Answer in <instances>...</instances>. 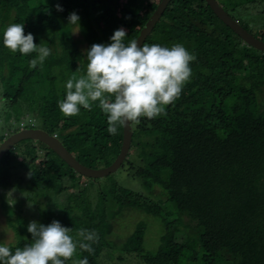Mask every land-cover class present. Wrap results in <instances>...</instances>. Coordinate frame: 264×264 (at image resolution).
<instances>
[{
  "label": "trees",
  "instance_id": "obj_1",
  "mask_svg": "<svg viewBox=\"0 0 264 264\" xmlns=\"http://www.w3.org/2000/svg\"><path fill=\"white\" fill-rule=\"evenodd\" d=\"M160 1L0 0V101L9 104L8 127L0 134V144L20 129L35 127L56 135L84 165H110L120 152L123 127L118 135H110L98 102L90 111L81 108L78 116L65 117L58 101L66 98L68 79L86 74V50L91 45L111 43L120 27L127 32L126 44L136 40ZM57 4L63 11H57ZM73 11L80 17L83 38L75 37V26L68 24ZM13 23L24 24L25 35L32 33L36 44L51 50L42 66L29 67L37 53L13 54L4 46L3 33ZM256 36L264 40V34ZM144 44H181L197 57L190 65V82L167 106V115L132 124V145L122 165L149 193L159 188L165 199L115 181L89 193V182L82 178H98L77 173L52 149L32 139L16 144L25 146L22 152L15 154L14 147L1 158L0 187L9 186L17 164L28 163L31 179L39 185L70 177V189L76 182L78 188L67 209L74 200L81 209L74 216L80 229L89 224L99 237L112 232L113 220L125 209L162 218L165 230L153 253L145 249L142 223L125 246L143 264H264V52L247 45L205 0H171ZM19 103L26 110H16ZM12 109L17 128L10 124ZM21 157L27 162L19 161ZM57 186L60 193L63 184ZM168 202L178 209V217L170 216ZM102 221L104 229L99 230ZM28 224L22 230L26 237L8 245L13 253L33 243ZM183 228L194 229L196 235L182 234ZM189 235L194 238L191 243L186 240ZM98 244L92 245L96 252L82 257L88 264H102Z\"/></svg>",
  "mask_w": 264,
  "mask_h": 264
},
{
  "label": "clouds",
  "instance_id": "obj_2",
  "mask_svg": "<svg viewBox=\"0 0 264 264\" xmlns=\"http://www.w3.org/2000/svg\"><path fill=\"white\" fill-rule=\"evenodd\" d=\"M57 11L63 8L57 4ZM130 18V17H127ZM68 24L79 27L80 17L73 11ZM127 32L123 27L114 31L109 44H93L86 50V74L73 75L66 83V98L58 101L65 117H76L81 108L91 110L98 102L107 116V132L118 135L121 127L140 125L141 118L149 121L166 116V108L180 98L183 88L192 77L191 63L197 57L183 45L164 47L159 44H138V40L125 43ZM3 44L13 54L23 56L37 53L29 67L42 66L51 50L34 42L32 33L25 35L24 24L13 23L3 33ZM15 188L6 194L10 207L16 203ZM27 231L33 243L13 251L0 245V264H65L77 251L94 253L93 244L99 236L94 230L80 229L79 240L69 235L71 229L58 220L44 225L29 222ZM73 264H88L85 257Z\"/></svg>",
  "mask_w": 264,
  "mask_h": 264
},
{
  "label": "rangeland",
  "instance_id": "obj_3",
  "mask_svg": "<svg viewBox=\"0 0 264 264\" xmlns=\"http://www.w3.org/2000/svg\"><path fill=\"white\" fill-rule=\"evenodd\" d=\"M143 2H147V0H143ZM219 2L224 6L226 11L233 18H237L236 20H238L246 29L250 30L255 35L261 36L264 34V0H219ZM73 33L75 37L83 38L78 26L73 28ZM86 45V43L83 44V49L86 48ZM8 105L7 100L0 101V134L7 131L6 128L8 126L5 124V112L8 110ZM18 109L26 110L22 103L16 105V110ZM14 110L15 109L11 110L10 124L12 128H17L18 120H16ZM24 147L25 146L23 144H18L12 151L16 154L22 152V149H25ZM40 153L43 154L44 151L40 150ZM22 158L23 157H21L19 161L26 163L27 161H24ZM27 164L28 163H26V165ZM26 165L18 166L17 164L14 169H11L12 173L8 177L10 181L9 186L6 188L0 187V245L8 246L15 244L21 238L26 237L25 232L22 231L24 229V224L33 220L44 225L50 224L53 220H58L63 226L71 229L69 235H71L74 240H79L77 233L80 230V227L78 220L75 219L74 216L75 213L80 212L81 209L74 203V200L70 204L72 209H67L69 206L68 200H70L71 194L78 188L76 180V186L72 189L69 187L71 183L70 177L57 179L56 182L49 179V181L45 182L43 185H39L34 183L31 179L32 174L29 167ZM79 177L80 176H78V178ZM85 180L89 182V193L92 192L96 194V192H99V188H105L107 185L109 186L110 183L115 181L129 189L150 194L154 197V199H157V197L158 199L164 198V195L163 197L161 196L159 188H155L153 189V193H149L144 183H142L139 178L133 177L125 171L124 166L111 175L98 178L94 181H90L88 178H82V181ZM50 182L54 184L52 185L53 187L48 185ZM59 183L63 184V188L60 193H57V184ZM13 188H15L13 195L16 203L13 207H10L6 202V194ZM167 207L172 209L170 216H179L180 212L173 205V203L168 202ZM65 212H68L69 214ZM187 220L188 219L185 217V222ZM113 222L114 229L112 232L105 236H100L98 240L99 244L97 246L100 247V253L97 259L102 264H143V261L137 254H135L136 256L133 253L130 254V252H128L125 248L129 241L131 232L138 224L142 223L145 225V249L148 252L153 253L160 245L161 236L165 230V221L162 218L147 215L136 209L123 210L121 214L116 216ZM85 229L91 231L90 225L87 224ZM98 229H104L103 221L99 223ZM186 232L187 228L182 232V234ZM187 233L196 235L194 229L188 230ZM191 236V239H186L189 243L194 240L193 236ZM186 237L188 236L185 235V238ZM177 240L184 241L183 239L178 238ZM85 255H89V253L77 247V251L72 260H70V264H73V260H81Z\"/></svg>",
  "mask_w": 264,
  "mask_h": 264
},
{
  "label": "water",
  "instance_id": "obj_4",
  "mask_svg": "<svg viewBox=\"0 0 264 264\" xmlns=\"http://www.w3.org/2000/svg\"><path fill=\"white\" fill-rule=\"evenodd\" d=\"M170 1L171 0L160 1L151 17L141 29L140 34L136 39L138 40V44L142 45L145 43L147 37L151 34L157 22L164 14ZM205 2L211 7L218 18L231 28L238 36H240L247 45L264 52V40L257 37L255 34L251 33L248 29L242 26L238 20L233 18L226 11L224 6L218 0H205ZM25 139L40 141L58 154L71 168H73L74 171L85 177L96 179L113 174L121 168L131 149L133 127L132 124L123 127V141L119 154L110 165L100 168L84 165L68 150L64 143L56 135H52L44 129L35 127L20 129L4 139L0 144V160L9 150L14 148L17 143Z\"/></svg>",
  "mask_w": 264,
  "mask_h": 264
},
{
  "label": "flooded vegetation",
  "instance_id": "obj_5",
  "mask_svg": "<svg viewBox=\"0 0 264 264\" xmlns=\"http://www.w3.org/2000/svg\"><path fill=\"white\" fill-rule=\"evenodd\" d=\"M263 40V39H262Z\"/></svg>",
  "mask_w": 264,
  "mask_h": 264
}]
</instances>
